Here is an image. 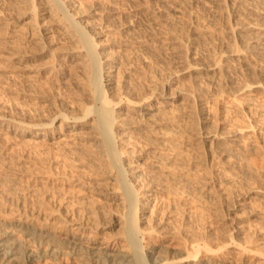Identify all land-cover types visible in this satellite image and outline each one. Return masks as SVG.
<instances>
[{"label": "bare ground", "instance_id": "bare-ground-1", "mask_svg": "<svg viewBox=\"0 0 264 264\" xmlns=\"http://www.w3.org/2000/svg\"><path fill=\"white\" fill-rule=\"evenodd\" d=\"M160 1L161 10L148 4H139L134 10L158 25L144 28L146 38L135 35L138 24L130 15L121 27H97L96 20L107 22L114 12L112 6L100 3L77 7L74 0H10L9 16L0 10V46L5 43L2 47L9 51L8 59L12 55L27 61L45 58L44 64L35 63L39 68L33 63L27 68L39 70L43 65L57 81L48 82L62 89L61 96L51 95L56 98L54 109L28 119L0 114V126L14 129L23 140L30 136L24 141L35 140L48 153L58 150L64 162L76 166L78 176L96 175L95 180L100 181L91 182L92 188L107 200L117 199L121 206L119 215L106 220L109 227H118V235L105 236L104 242L91 237L105 235L99 218L114 208L96 205L92 197H78L75 202L78 210L98 217L65 221L69 225L62 231V226L57 231V222L49 224L44 217L41 223L28 215L14 221L0 218V264H71L72 260L76 264H213L212 257L230 243L240 248L239 254L258 253L252 243L260 237L264 240V179L250 184L251 171L241 164L238 142L241 134L256 124H240L225 132L203 125L208 129L198 134L196 148L207 147L208 155L217 156L222 165L210 166L209 179L201 184L185 175L197 167L189 166L196 155L187 148L183 153L178 132L196 129L192 110L188 120L189 108L207 102L210 94L222 96L225 85L231 86L230 94L255 89L264 92V0H210L224 10V17L234 20L221 34L208 25L194 29L179 26L177 15L184 6L173 0ZM76 14L84 19H77ZM9 18L23 21L26 27L6 31ZM159 26L166 29L167 38L154 35L153 29ZM105 31L113 51H107L106 43L97 38ZM10 32H14L12 43L7 42ZM199 42V47L193 46ZM167 48L177 66L166 60ZM250 76H255L253 82L248 81ZM73 106L80 111L77 115L71 114ZM261 111L258 128H264V109ZM138 143L143 146V156L135 153ZM55 159V155L49 156L51 162ZM7 180L0 178V186ZM84 184L87 181L80 185ZM140 185L159 197L165 191L177 194L181 205L196 199L210 201L218 187L242 197L241 203L234 202L236 206L230 209L232 220H238L236 210L251 211L246 200L257 204L263 215H256L252 234L244 230L237 243L233 237L219 238L199 225L186 228L171 220L163 222L166 210L148 204L150 195L141 192ZM7 189H1L0 194ZM230 205L228 201V210ZM166 228L178 247L156 241Z\"/></svg>", "mask_w": 264, "mask_h": 264}, {"label": "rangeland", "instance_id": "rangeland-1", "mask_svg": "<svg viewBox=\"0 0 264 264\" xmlns=\"http://www.w3.org/2000/svg\"><path fill=\"white\" fill-rule=\"evenodd\" d=\"M74 1L75 4L78 5L77 7L92 4L94 6L100 3L110 5L114 8V12L108 16L110 19H108L107 22L96 20V22H98L97 27L102 24H109V26L115 24L121 27L125 18L128 19L126 15L132 16L133 20H136L138 24L137 28L139 29V33L137 31L135 35L140 38L148 37V33L144 29L146 26L158 27V25L148 20L145 14L144 16L143 14L137 15L134 11L136 7L139 4H148L156 9L161 10L163 8L160 0ZM173 1L175 4L179 3L184 6L182 14L180 13L177 15V17H179L177 24L179 26H185L186 29H194L208 25L209 28L215 29L221 34L225 32V26L227 24H232L234 22L232 17L229 19L224 17V10L219 9L210 2V0ZM9 9L10 0H0V10L7 13V16H9ZM227 11L232 14L230 8H227ZM43 16L44 15H41L40 17ZM75 16L77 19H84L81 15L79 16L76 14ZM7 20L8 24L6 26V31L13 28L17 29L20 26L23 28L26 27L23 21L16 23L15 20L11 18ZM160 27L161 26H159V28ZM159 28L153 29L155 32L154 35L159 39L167 38L168 34L164 32L166 29L162 27ZM157 32L159 33L157 34ZM8 34L11 36V39L7 42L12 43L14 32ZM8 34L6 33L5 35ZM106 35L107 33L105 31L97 38L103 40V43H106L107 51H113V47L108 43L110 41L107 40ZM3 44L5 43H2L0 46V114L28 119L37 112L49 108L54 109L56 98H53L51 95L61 96L60 93L62 90L59 89L58 84L55 83L57 81L54 80V75L46 71L44 67L42 68L43 65L39 70L27 68L31 66V63L35 64L37 62V64H40L43 62L42 64H44L45 58H38L36 61H27L23 59L24 57H20L19 60L16 59L15 55H12L8 59L7 56L9 55V51L3 49ZM200 45L201 42L193 44L194 47H199ZM164 56L166 60L171 61L173 65H178L169 48H167ZM25 64L26 66H24ZM40 65H37V67L39 68ZM164 71L167 72L170 71V69L165 68ZM45 79L46 82H48V79L49 81L53 79L52 81L55 82H53L54 84L48 82L49 85L53 84L49 86L45 82ZM254 80L255 76L248 77V81L253 82ZM34 82L36 83L34 84ZM31 83L32 86H30ZM38 86L40 88H38ZM34 88L36 90H41L35 92L36 90L34 91ZM224 89L226 90L222 93V96L210 94L209 96L211 98L208 99L207 102H198L194 104L195 106H191L188 111V120L191 118L190 110H192V121L197 128L186 131L179 130L178 132L179 138L182 140L183 153H186L188 149L191 154L196 155V158L194 157L195 159L189 163V166L197 165V167L187 170L188 173L185 175L198 184H201L202 181H208L209 179V174L207 173L208 169L211 170L214 165L218 167L222 165L217 156L212 158L208 155L207 147L196 148L198 146V134L208 129V127H203V125L207 124L218 132H225L237 125L252 123L253 125L256 124V128L246 129V131L241 134L240 141L238 142L242 147V151L240 152L241 164L251 171L252 181L250 180V182L252 183L250 184H253L258 179H264V128H258L263 118V111H261V109H264V92L255 89L247 90L243 93L231 91L230 94L228 91L231 90L230 85H225ZM42 90H44V92ZM21 100L24 101L22 102ZM70 111L73 115H77L80 112L77 106L71 107ZM205 117L207 119L206 123H204ZM64 135L62 133L61 136ZM29 137L30 136H24V140ZM24 140L14 133V129L0 126V178L8 179L6 183L9 184L10 180L14 182L10 184V187H6V183L0 186V190L8 188L3 195L0 194V218L7 221H14L19 216L26 217L28 215L37 223H41L40 219L44 217L45 222L49 224L57 222L55 223V226H58L57 231L60 230L61 226L62 231L65 226L67 227L69 225V222L81 219L89 221L86 217L88 215L91 221L98 217L95 213L90 217V214L78 210L77 203L75 202L78 197H82L84 200L89 199V197L91 199L92 197L94 198V204L101 205L105 203L108 207L110 206L114 209L108 213H104L103 216L100 215L101 218H99V221L100 223L104 222L102 223L101 229L105 231V235L100 233L91 238H96L98 242H104L105 238L103 237L118 235V227H109V223H106V220L113 214L119 215L121 206L117 199L107 200L103 195H99L100 193L92 188L91 182L100 181L95 180L96 177L94 176L96 175L90 173L84 176H78L76 166L71 162H64L62 156L58 154V150H56L55 153L53 151L48 153V149L39 144V142L35 140L25 142ZM141 147L143 146L139 143L135 145V148L138 149L135 152L136 154H142ZM52 155L56 156L53 162L49 160V156ZM198 156H201L202 159L200 158V160H198ZM145 159L147 158L144 157L143 160ZM210 166L212 167L209 168ZM141 169L142 167H138L137 170ZM84 181H87V184L80 185L84 183ZM139 190L141 192L147 191V194L150 195L149 199L151 200H147L148 204L150 203L152 206L153 203H155L157 206L164 207L166 213L163 222L171 220L170 223H175L176 225L183 224L186 228H190L189 226L192 224L199 225L205 228L204 230L208 231V233L216 235L219 238H225L226 240V238L233 237L234 242L237 243V238L243 235L244 230H251L253 232L254 224L256 223L253 219H255L256 215H263V212H261L257 204L247 202L246 200L248 204L245 206L251 211H249V213H242L241 210H236L238 220H232L229 214L231 212L230 209L233 210L236 206H233L234 202L241 203L240 200L242 197L236 193H230L229 190H222L218 187L214 188V196L209 199L210 201L196 199L190 204L187 203L185 205L179 203L181 198L177 194H169L165 191V194L159 197L157 192L154 194L155 192H151L141 185ZM61 196H63L64 199L59 201ZM228 201L231 203L229 210L226 207ZM150 208L149 206L147 209L149 210ZM147 213L148 212H146V215ZM65 221H68V223ZM141 226H143V223H141ZM251 231L249 232L250 234H252ZM163 232L164 233L157 237L156 241L165 242L164 244L169 243V245H167L168 247L179 246L175 242L177 239H173L171 234L167 233L170 232L167 228L163 229ZM82 236L85 237L86 235L83 234ZM239 249L237 245L230 243L225 250H220L222 252L221 254L212 257L214 260L213 264H257V262L264 260V240L261 237L252 243V249L257 250L258 253L245 252L246 254H239ZM202 255L199 256H202L203 259L207 257L204 251ZM62 263L67 262L62 261ZM71 264H76V261L72 260Z\"/></svg>", "mask_w": 264, "mask_h": 264}]
</instances>
